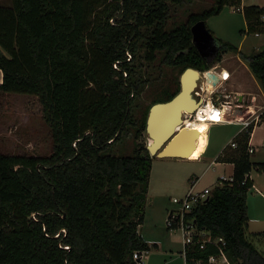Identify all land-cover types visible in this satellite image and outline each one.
Here are the masks:
<instances>
[{
	"label": "trees",
	"instance_id": "trees-1",
	"mask_svg": "<svg viewBox=\"0 0 264 264\" xmlns=\"http://www.w3.org/2000/svg\"><path fill=\"white\" fill-rule=\"evenodd\" d=\"M9 1L0 5V100L37 97L52 149L48 156L0 152V264H137L133 254L150 250L139 229L152 157L137 142L150 107L180 91L185 69L209 70L229 52L264 92V47L246 55L220 41L204 58L193 44L192 26L241 0H213L177 24L176 11L195 0ZM242 14L248 34L264 31V8L247 6ZM156 63L175 75L140 104ZM252 131L242 130L219 158L233 164L231 180L185 215L195 231L185 264H208L219 248L229 264H264L245 234L249 174L264 172V163L250 160ZM128 134L132 153L116 155L114 144ZM202 235L210 239L203 248Z\"/></svg>",
	"mask_w": 264,
	"mask_h": 264
},
{
	"label": "rangeland",
	"instance_id": "rangeland-1",
	"mask_svg": "<svg viewBox=\"0 0 264 264\" xmlns=\"http://www.w3.org/2000/svg\"><path fill=\"white\" fill-rule=\"evenodd\" d=\"M213 2V0H195L194 4L179 8L173 20L176 24L181 23L185 20L188 13L202 12L212 6ZM245 4L246 6L256 5L263 8L264 0H245ZM0 5L8 6L10 1L0 0ZM237 8L225 7L219 15L205 21L206 29L212 35L211 47L217 49L219 42L222 41L236 46L239 51L246 55L251 54L253 51L262 50L264 47V31H258L257 36L248 34L242 12ZM228 55L225 58V63L237 66V56L239 57V55L237 54L236 56V54L230 52ZM158 65L156 63L154 69H147L151 82L145 86L140 98V104L148 105L150 103L148 96H151L150 94H152L154 88L160 86L164 82L165 77L175 75L169 68L165 66L159 67ZM145 70L144 68L143 73ZM239 70L243 71L241 66ZM216 71L218 72L219 68ZM181 74L178 75V80ZM221 86L222 90H225V94L229 96L227 100H231L235 93L232 94L227 86ZM254 88L255 90L252 89V91L261 94L258 91L259 89ZM257 103L264 106L259 99ZM191 118L189 117L186 122ZM196 130L200 135L203 126L198 125ZM237 130H239L238 126L217 128L218 133L224 132L227 137ZM217 131L214 128L212 132L211 150L218 146ZM203 135L207 139V132ZM137 142L142 147H146L149 144L150 140L145 131ZM202 146L203 141H200L196 147L197 152L201 150ZM133 147L131 134H128L121 141L114 144L112 150L116 155L125 156L132 153ZM51 149V133L44 122L42 107L37 97L24 95L3 96L0 100V152L10 155L48 156L51 153ZM151 157L152 167L149 193L144 208L143 223L139 229L142 239L150 247L145 264H185L182 242L183 232L180 229L175 231L168 230L166 219L169 217L170 212L179 211L180 205L174 204L172 199H182L184 197L192 184V181L189 180L191 173L193 172L199 176L205 168V164L191 163L185 160L168 161L154 156ZM250 160L264 163V149H259L254 155L251 154ZM225 175L228 177L227 174ZM252 175L258 192L251 188L247 193L248 221L245 234L248 241L264 255V172L255 171L252 172ZM214 176L215 174L210 170L204 177L200 178L193 192L204 190ZM223 181H229V179L225 178L224 180L221 178V180H217L215 186L221 185ZM166 186H170V188H166ZM154 244H157L158 248ZM215 264L226 263L221 259Z\"/></svg>",
	"mask_w": 264,
	"mask_h": 264
},
{
	"label": "water",
	"instance_id": "water-1",
	"mask_svg": "<svg viewBox=\"0 0 264 264\" xmlns=\"http://www.w3.org/2000/svg\"><path fill=\"white\" fill-rule=\"evenodd\" d=\"M192 41L200 55L204 58L213 57L216 48H212V35L206 29L205 22H198L191 28ZM203 74L193 68H187L179 78L180 91L169 101L153 104L148 112L145 132L150 140L146 146L150 156L158 159L174 158L186 160L196 148L198 131L184 127V114L194 115L202 98H196L195 90L199 87V76ZM206 76L217 85L219 78L213 72L208 71ZM243 97L238 96L241 103ZM238 113L243 111L238 108ZM182 128L180 131H178Z\"/></svg>",
	"mask_w": 264,
	"mask_h": 264
},
{
	"label": "crops",
	"instance_id": "crops-1",
	"mask_svg": "<svg viewBox=\"0 0 264 264\" xmlns=\"http://www.w3.org/2000/svg\"><path fill=\"white\" fill-rule=\"evenodd\" d=\"M244 7H247L245 4V0H241V5L237 9H239V11L242 12V9ZM244 22L246 25V21ZM228 54L229 53L223 55L221 61L214 66L215 69L219 68V71L223 70V75H225L226 77L228 76V73H229V76H230L229 80L227 82L222 83V85L227 86V88L231 91L232 94L235 93V94L241 95L243 99L245 100V102L252 104L253 106H255V109L258 112L260 110V112L263 114L264 106L259 105L257 103L259 99L264 104V92L262 91L259 83L257 82V80L254 78V76L250 72L247 64L242 59H240V57H238L237 54H236L237 63H238L237 66H235L234 64H228V63L226 64L225 58ZM240 66L242 67L243 71L239 70ZM244 76L245 78H243ZM2 77H3L2 72L0 70V84L2 83ZM209 82L211 81L209 80ZM212 86L214 87V84H212ZM254 87L259 89L258 91L261 94H257L254 91H252V89L255 90ZM211 88L207 89V91L209 92ZM252 98H254V100H252ZM199 125L203 126V130L200 132V135H198L199 137L196 140V147L200 141H203V146L201 150H199L198 152L195 148L196 152L194 151L192 153L196 157V160L186 159L185 161H189L191 163H203L205 164V168L203 169L202 173L199 176L195 175V173L193 172L191 173V177H189V180L192 181V184L189 190H192V191L198 184L200 178L204 177V175H206L210 170L215 174V176L204 189L211 190L217 183V180H221V178H223L224 180L225 178H228L229 180H231L233 169H234L233 164L220 162L219 158L222 156L224 149L227 146L231 145L234 142L235 137L242 131L239 125H219V124H199ZM230 126H238L239 130H237L236 132H233V134H231V136H228V137L224 135V132L218 133L217 131V128H224V127H230ZM197 127L198 125L194 129L196 130ZM214 128L217 131L218 146L214 148L213 150H211L210 148L211 147V136H212V132ZM205 132H207V139H206V136L203 135ZM249 148L253 149V153H252L253 155L256 154L259 149H264V122H259L253 128V131L250 134ZM163 159L168 160V161H183L181 159H174V158H163ZM254 163H257V162H254ZM225 174H227L228 177H226ZM249 178L253 182L252 189H254V191H257L252 172L249 174ZM166 188H170V186H166ZM148 193H149V190H148ZM154 246L158 248L157 244H154Z\"/></svg>",
	"mask_w": 264,
	"mask_h": 264
},
{
	"label": "built area",
	"instance_id": "built-area-1",
	"mask_svg": "<svg viewBox=\"0 0 264 264\" xmlns=\"http://www.w3.org/2000/svg\"><path fill=\"white\" fill-rule=\"evenodd\" d=\"M261 21L264 23V15L261 16ZM257 36V33L255 34ZM116 67V66H115ZM210 71L216 74L219 78V83L214 86V89L208 92L206 89L202 88L200 85L199 87L195 90V96L196 98H202L203 103L200 106H204L208 102H211L212 105L218 107V109L221 111V116L222 120L221 122H218V124H224V125H239L242 130H246L250 125H253V128L259 123L260 121V116L262 113L259 112L255 109V106L252 104L245 102L243 99L241 103L238 102V94H235L231 100H227L229 96L225 94V90H222V83L227 82L229 80V73L228 76L226 77L223 75V70L216 71L215 67H212L209 70L203 71L201 73L205 74ZM207 77V76H206ZM208 78V77H207ZM209 79V78H208ZM211 82L212 80L209 79ZM254 100V98H252ZM242 107L243 111L241 114L238 113V108ZM189 117H194V115H187L184 114L185 118V126L188 124L186 120ZM191 118V119H192ZM232 147H235V144H231ZM249 153H253V149L249 148L248 149ZM209 189H204L200 192H193L192 190H189L182 199H172V202L174 204L180 205L179 211H176L175 213L172 212L171 216H169L166 219V225L170 230H176L173 229V225L177 224L178 228L182 230V242L183 246L185 247L187 244L192 242V238L195 235L194 228H192L188 222L185 220V215L191 211V209L198 203L203 202L204 200L207 199V196L209 194ZM205 238L202 240V245L201 248H203V245L206 242H210V239L202 235ZM221 243L224 245V241L219 238L218 240L215 241V243ZM149 255V251H142V252H135L133 254V260L137 264H145V260L147 259ZM184 256V254H183ZM221 259L226 264H229L222 249L219 248V254L218 256H212L208 259V264H215L219 262Z\"/></svg>",
	"mask_w": 264,
	"mask_h": 264
},
{
	"label": "bare ground",
	"instance_id": "bare-ground-1",
	"mask_svg": "<svg viewBox=\"0 0 264 264\" xmlns=\"http://www.w3.org/2000/svg\"><path fill=\"white\" fill-rule=\"evenodd\" d=\"M198 84L206 90L212 87V83L209 82L205 74H200ZM213 89L214 88L212 87L211 90ZM221 120V111L218 109V107L212 105L211 102H208L204 106H200L197 109V111L194 113V117L189 120L187 128L194 129L199 124H218V122H221ZM188 160H196V157L191 154Z\"/></svg>",
	"mask_w": 264,
	"mask_h": 264
}]
</instances>
